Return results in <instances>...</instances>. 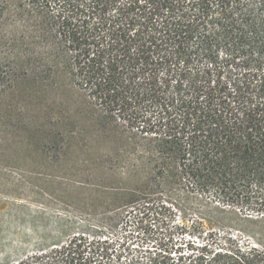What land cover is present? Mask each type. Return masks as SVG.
Listing matches in <instances>:
<instances>
[{"label":"trees","instance_id":"1","mask_svg":"<svg viewBox=\"0 0 264 264\" xmlns=\"http://www.w3.org/2000/svg\"><path fill=\"white\" fill-rule=\"evenodd\" d=\"M65 75L138 154L125 208L194 197L262 228L151 264H264V0H0V81Z\"/></svg>","mask_w":264,"mask_h":264},{"label":"rangeland","instance_id":"2","mask_svg":"<svg viewBox=\"0 0 264 264\" xmlns=\"http://www.w3.org/2000/svg\"><path fill=\"white\" fill-rule=\"evenodd\" d=\"M58 81H0V264H62L69 250L80 264H151L190 253L217 223L262 229L194 197L125 208L147 180L137 152L81 117L94 110Z\"/></svg>","mask_w":264,"mask_h":264}]
</instances>
